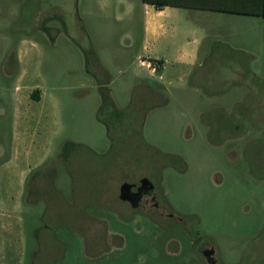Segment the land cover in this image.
I'll list each match as a JSON object with an SVG mask.
<instances>
[{
	"label": "rangeland",
	"instance_id": "rangeland-1",
	"mask_svg": "<svg viewBox=\"0 0 264 264\" xmlns=\"http://www.w3.org/2000/svg\"><path fill=\"white\" fill-rule=\"evenodd\" d=\"M177 9L160 62L144 0H0V264H264V16ZM18 86L56 116L11 161ZM144 177L164 214L121 197Z\"/></svg>",
	"mask_w": 264,
	"mask_h": 264
},
{
	"label": "crops",
	"instance_id": "crops-1",
	"mask_svg": "<svg viewBox=\"0 0 264 264\" xmlns=\"http://www.w3.org/2000/svg\"><path fill=\"white\" fill-rule=\"evenodd\" d=\"M146 24H145V33H146V40L151 43V57L157 59H163L162 55H165L160 52L161 48L164 46L166 42L175 41L176 33L172 34L169 33L171 29L177 30L179 27L175 24L174 21L169 22L167 17L176 14L178 11L177 8L179 6H164L160 7L155 3L146 2ZM200 9V8H196ZM207 10V9H202ZM212 12V13H211ZM216 12V13H215ZM217 12H222L228 15H221L222 17H232L235 18L237 15H245L239 13H232V12H224V11H215L210 10L209 14H212L215 19L219 18V14ZM208 14V13H203ZM169 25V26H168ZM200 31V36H197L194 39H186L180 45L178 51L176 52L174 61L180 65L186 66H193L198 63L201 58V49L204 40L208 37V28L204 25L198 26ZM146 60L145 63L147 64L154 75L160 77V79H166L167 77H173L175 72L179 70V67H175L173 69H169L167 65L162 67L154 66L155 64L151 60ZM166 64V62H165ZM147 88L151 90H155L161 92L158 88L154 87L153 84L147 83ZM19 94H18V106H17V115L15 119V146H13L12 156L10 158L11 161L16 160L17 158L21 157L22 155L33 157V150L29 147L32 145L31 143L34 142V139L37 135H46V132L49 134V130L51 128L50 123L48 121L50 118H54L56 110H46L45 107L36 106L33 102L35 100L42 101L44 98V94L39 87H32L33 89L29 92L27 91L28 86L22 88L18 86ZM33 93H36L38 97H34ZM51 120V119H50ZM46 121V122H45ZM44 122V123H42ZM33 124V126H31ZM65 150V148H64ZM62 151L61 156L63 155ZM97 152V151H95ZM37 164H28V166L22 167L20 170V181L23 184H26L28 175L31 171H33L34 166ZM53 175H57L56 171ZM86 219H88L86 217Z\"/></svg>",
	"mask_w": 264,
	"mask_h": 264
},
{
	"label": "trees",
	"instance_id": "trees-1",
	"mask_svg": "<svg viewBox=\"0 0 264 264\" xmlns=\"http://www.w3.org/2000/svg\"><path fill=\"white\" fill-rule=\"evenodd\" d=\"M144 1L155 3L160 7L172 5L179 7H191V8L239 13V14L264 16V0H144ZM157 61L162 62L163 60L160 59ZM33 96L38 97L36 93H33ZM134 117L135 116H133V118ZM111 138L114 140V137L112 135Z\"/></svg>",
	"mask_w": 264,
	"mask_h": 264
},
{
	"label": "flooded vegetation",
	"instance_id": "flooded-vegetation-1",
	"mask_svg": "<svg viewBox=\"0 0 264 264\" xmlns=\"http://www.w3.org/2000/svg\"><path fill=\"white\" fill-rule=\"evenodd\" d=\"M146 178V177H144ZM144 178L141 179L140 182H132V181H126L128 183L132 184V189L130 192H138L141 191V199L137 201V204H134L132 200H130L133 204V206L144 209L145 206H151L153 209L157 208H163L162 213H165V207L162 205L161 201L158 199V193H157V185L154 182L153 184H146L144 185L143 180ZM170 217L175 216L174 212H169ZM182 218V217H181ZM211 247H206L203 249V253L207 256L208 261L211 264H221L218 257H217V251H211Z\"/></svg>",
	"mask_w": 264,
	"mask_h": 264
},
{
	"label": "water",
	"instance_id": "water-1",
	"mask_svg": "<svg viewBox=\"0 0 264 264\" xmlns=\"http://www.w3.org/2000/svg\"><path fill=\"white\" fill-rule=\"evenodd\" d=\"M143 183H144V185L149 184V183L154 185V182L150 177L144 178ZM131 189H132L131 183H128V182L123 183L122 187H121L120 195L122 198L132 200L134 202V204H137V201H139L141 199V191L132 193V192H130ZM215 250L216 249L214 247L211 248V251H215Z\"/></svg>",
	"mask_w": 264,
	"mask_h": 264
},
{
	"label": "built area",
	"instance_id": "built-area-1",
	"mask_svg": "<svg viewBox=\"0 0 264 264\" xmlns=\"http://www.w3.org/2000/svg\"><path fill=\"white\" fill-rule=\"evenodd\" d=\"M154 66H156V65H154Z\"/></svg>",
	"mask_w": 264,
	"mask_h": 264
}]
</instances>
